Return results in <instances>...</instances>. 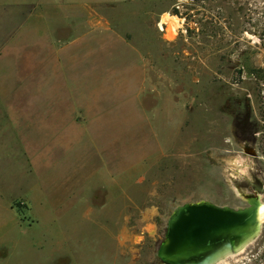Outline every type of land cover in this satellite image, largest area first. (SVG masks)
I'll use <instances>...</instances> for the list:
<instances>
[{
  "label": "rangeland",
  "instance_id": "374dc122",
  "mask_svg": "<svg viewBox=\"0 0 264 264\" xmlns=\"http://www.w3.org/2000/svg\"><path fill=\"white\" fill-rule=\"evenodd\" d=\"M104 28L135 52L112 51ZM40 34L70 46L59 73L40 66ZM100 80L102 132L66 144L50 125L36 141L27 124L66 111L56 84L76 102ZM255 196L264 206V0H0V264H161L177 206ZM231 264H264V217Z\"/></svg>",
  "mask_w": 264,
  "mask_h": 264
},
{
  "label": "water",
  "instance_id": "95a60500",
  "mask_svg": "<svg viewBox=\"0 0 264 264\" xmlns=\"http://www.w3.org/2000/svg\"><path fill=\"white\" fill-rule=\"evenodd\" d=\"M244 208L200 201L177 206L169 216L156 258L161 264H214L254 240L261 199L243 198Z\"/></svg>",
  "mask_w": 264,
  "mask_h": 264
},
{
  "label": "crops",
  "instance_id": "0c3cea01",
  "mask_svg": "<svg viewBox=\"0 0 264 264\" xmlns=\"http://www.w3.org/2000/svg\"><path fill=\"white\" fill-rule=\"evenodd\" d=\"M95 30L97 29H91V31L95 32ZM98 30H102V29H98ZM103 30H105V33H107L108 36V43L112 49V51H116V54H118V50L120 49H124L127 48L128 50H130L131 53L135 52L134 49H132L130 46H128V44H125L123 42V40H119L117 38L116 35H114V33L106 28H104ZM42 36V39L35 37L34 42H32V44L35 45H40L39 47L44 49V50H49V54H45V56L43 57V61L41 63V67L43 68V70L47 71L49 68H52L53 70L51 72L56 73V71L58 70L57 73H59V71H61V69H63V60L66 58H68V60H72V56H70L69 54H67L68 47L67 45H62L60 46V48L57 47L58 44L55 45V41H51L47 36L43 35H39ZM60 44V43H59ZM114 53V52H113ZM105 56V61H107V65L109 66H116L117 63H115L113 56L111 57L110 55H106ZM54 58V62L51 63L50 59H52L53 61ZM116 60V58H115ZM105 66H106V62H105ZM141 72V71H140ZM141 76V75H140ZM139 79V77H138ZM43 81L45 82V78H41L38 77V81H37V85L43 83ZM99 81L93 82V83H89L84 82L83 86L81 87V85L79 87H77L76 92H78L79 98L78 101L74 102L73 98L71 97L73 94V91L71 90V88L67 87L66 85L64 87L59 86L58 84H56V86H54L53 90H52V94L56 97L54 100H57L58 104H62L63 107L66 111L64 113H56L54 112L50 117H52L51 119H46V118H40L37 119L36 122L31 123V124H27L30 126H34L35 131H38V135L36 137V141H49V140H53V138L49 137L48 135V128L46 127H51L50 125H55V127L57 126V128L60 129L59 134L61 133V129H65L67 128L69 130V133L66 134V139L65 141L67 142L66 144H70V143H78V145H81V143H83L86 140L87 137V133H89V135L91 136H95V134H99L100 132H102V125L107 123V120L102 119L99 117V114L96 113L95 111V107L94 104L97 101V96L99 95V93H103L101 90L102 87V80H100L101 84H98ZM143 83V82H142ZM86 84V85H85ZM105 87V86H104ZM39 94H44V92L41 93L40 88L38 90ZM32 94V92H28L26 94ZM37 93V92H36ZM41 99L43 100V102H41ZM37 98V103L36 105L40 106V103H46V101L43 98ZM56 106L54 103L51 104H43L44 106H51V105ZM130 106V105H129ZM9 107V106H8ZM7 108V106H6ZM131 109V113L134 114V112H136V115L140 114V109L139 107H135V108H130ZM78 110L79 113H76L75 111ZM61 116H57L60 115ZM55 116H57L58 118H54ZM49 117V116H47ZM11 119L13 117H8ZM53 119H56L59 124L54 123ZM123 123V122H122ZM121 123V124H122ZM54 128V127H52ZM51 128V129H52ZM73 134H76V136H74ZM57 142H63L62 139H58ZM23 154L26 158V164L28 165V159L30 158V165L31 167H35V158L33 157V155L31 154H27L25 149L23 150ZM93 169V166H92ZM27 170V169H26ZM97 169L95 168L93 174H96ZM27 172V171H26ZM35 171L32 170V173H34ZM28 174V172H27ZM91 179V172L90 175H88V177L84 176L83 178L79 179V183L77 188H72L71 191H69L68 195H72L74 197V200L71 201L72 205H83L84 204V200H85V195L81 192V187L83 186V184L86 185L87 181H89ZM100 182V180H99ZM77 193H79V195L77 196ZM2 198V197H0ZM34 199V198H33ZM28 200V199H27ZM12 202L15 201H11L10 202V210L12 211L13 209L11 208V204ZM31 205V203H30ZM91 210H88V213H90Z\"/></svg>",
  "mask_w": 264,
  "mask_h": 264
},
{
  "label": "bare ground",
  "instance_id": "6f19581e",
  "mask_svg": "<svg viewBox=\"0 0 264 264\" xmlns=\"http://www.w3.org/2000/svg\"><path fill=\"white\" fill-rule=\"evenodd\" d=\"M259 217H260V222L262 223L263 217H264V206L262 204H261V208H260V215H259ZM260 227H261V224H260ZM259 231H260V229H259ZM258 235H259V233H258ZM256 238L254 240H252L251 242L247 243L246 245H244L243 247H241L236 252H232L231 254H229V255H227L225 257H222L221 259H219L214 264H231V262H233L235 259H237L238 256H241V255H244L245 254L246 250H248V248L254 243V241L256 240Z\"/></svg>",
  "mask_w": 264,
  "mask_h": 264
},
{
  "label": "flooded vegetation",
  "instance_id": "af4514ba",
  "mask_svg": "<svg viewBox=\"0 0 264 264\" xmlns=\"http://www.w3.org/2000/svg\"><path fill=\"white\" fill-rule=\"evenodd\" d=\"M256 197V196H255Z\"/></svg>",
  "mask_w": 264,
  "mask_h": 264
}]
</instances>
